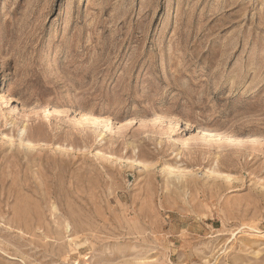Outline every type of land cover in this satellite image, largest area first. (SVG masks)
<instances>
[{
    "label": "rangeland",
    "instance_id": "obj_1",
    "mask_svg": "<svg viewBox=\"0 0 264 264\" xmlns=\"http://www.w3.org/2000/svg\"><path fill=\"white\" fill-rule=\"evenodd\" d=\"M0 264H264V0H0Z\"/></svg>",
    "mask_w": 264,
    "mask_h": 264
},
{
    "label": "bare ground",
    "instance_id": "obj_2",
    "mask_svg": "<svg viewBox=\"0 0 264 264\" xmlns=\"http://www.w3.org/2000/svg\"><path fill=\"white\" fill-rule=\"evenodd\" d=\"M95 119H96V122H98V121H99L97 117H95ZM171 175H172V173H171Z\"/></svg>",
    "mask_w": 264,
    "mask_h": 264
}]
</instances>
